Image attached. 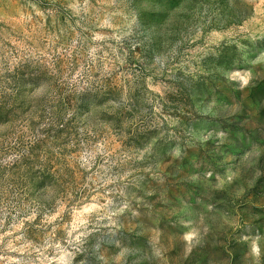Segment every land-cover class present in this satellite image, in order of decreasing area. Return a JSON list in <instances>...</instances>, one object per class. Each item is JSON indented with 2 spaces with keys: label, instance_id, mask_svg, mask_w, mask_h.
I'll use <instances>...</instances> for the list:
<instances>
[{
  "label": "rangeland",
  "instance_id": "rangeland-1",
  "mask_svg": "<svg viewBox=\"0 0 264 264\" xmlns=\"http://www.w3.org/2000/svg\"><path fill=\"white\" fill-rule=\"evenodd\" d=\"M0 264H264V0H0Z\"/></svg>",
  "mask_w": 264,
  "mask_h": 264
}]
</instances>
